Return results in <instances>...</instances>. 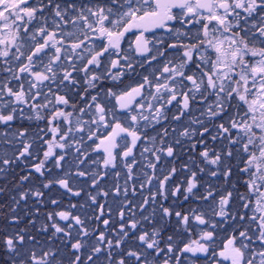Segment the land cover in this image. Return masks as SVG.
I'll return each mask as SVG.
<instances>
[{
  "label": "snow or ice",
  "instance_id": "obj_1",
  "mask_svg": "<svg viewBox=\"0 0 264 264\" xmlns=\"http://www.w3.org/2000/svg\"><path fill=\"white\" fill-rule=\"evenodd\" d=\"M0 179V264H264V0H0Z\"/></svg>",
  "mask_w": 264,
  "mask_h": 264
},
{
  "label": "trees",
  "instance_id": "obj_2",
  "mask_svg": "<svg viewBox=\"0 0 264 264\" xmlns=\"http://www.w3.org/2000/svg\"><path fill=\"white\" fill-rule=\"evenodd\" d=\"M9 180L11 179V177L9 176L8 178ZM237 181H241L242 180V177H240L238 174H237V179H235ZM5 186V180L3 179H0V187H3ZM8 188L11 189V184L9 183L8 185ZM237 188L238 190H240L241 188L244 190V192L246 191V189L244 188L243 184L242 183H237ZM11 191H6L4 194H0V205H7L9 202H10V195H11Z\"/></svg>",
  "mask_w": 264,
  "mask_h": 264
},
{
  "label": "flooded vegetation",
  "instance_id": "obj_3",
  "mask_svg": "<svg viewBox=\"0 0 264 264\" xmlns=\"http://www.w3.org/2000/svg\"><path fill=\"white\" fill-rule=\"evenodd\" d=\"M157 35H159V33H157ZM128 39H132V37L129 36ZM150 71H151V69L148 68L147 65L144 68H137V72L140 73V75L139 76L133 75L131 78H125L124 85H121L120 87H124L127 85H134V83L140 79V76L149 74ZM129 80H131V82ZM128 82H130V83H128ZM41 126H43V125L41 124ZM5 184H7V186H8L9 185L8 181H5Z\"/></svg>",
  "mask_w": 264,
  "mask_h": 264
},
{
  "label": "rangeland",
  "instance_id": "obj_4",
  "mask_svg": "<svg viewBox=\"0 0 264 264\" xmlns=\"http://www.w3.org/2000/svg\"><path fill=\"white\" fill-rule=\"evenodd\" d=\"M129 81L131 82V80H129ZM130 82H128V83H130ZM25 126H28L27 122H25ZM31 130H33V131L36 130V124H35V123H33V124L31 125ZM179 163H180V161H177V166L179 165ZM233 179H234V180L237 179V175L234 176ZM239 191H240V192H244V190H243L242 188H241ZM169 230H171V229H169ZM222 235H223V234H222Z\"/></svg>",
  "mask_w": 264,
  "mask_h": 264
}]
</instances>
